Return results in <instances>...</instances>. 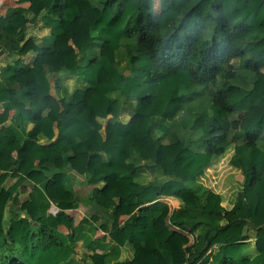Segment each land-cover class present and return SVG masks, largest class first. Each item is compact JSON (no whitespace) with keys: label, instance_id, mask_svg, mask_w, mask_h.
<instances>
[{"label":"trees","instance_id":"obj_1","mask_svg":"<svg viewBox=\"0 0 264 264\" xmlns=\"http://www.w3.org/2000/svg\"><path fill=\"white\" fill-rule=\"evenodd\" d=\"M165 2L159 13L155 0H51L40 18L0 17V55L29 54L21 42L37 22L48 32L37 45H56L85 18L80 54L100 46L95 62L67 74L46 113L39 80L16 88L36 59H16L1 76L0 103L14 92L20 107L0 115V264H264V0ZM251 35L260 38L245 44ZM235 61L256 76L248 87L220 80ZM130 103L132 123L122 119ZM242 114L243 132L229 140ZM111 116L105 133L94 127ZM225 159L226 188L205 186ZM148 163L164 180L148 181ZM71 167L92 188L84 203L94 213L81 220L69 212L83 203ZM28 182L23 217L16 197ZM166 198L179 203L172 213ZM100 214L110 229L98 226Z\"/></svg>","mask_w":264,"mask_h":264},{"label":"crops","instance_id":"obj_2","mask_svg":"<svg viewBox=\"0 0 264 264\" xmlns=\"http://www.w3.org/2000/svg\"><path fill=\"white\" fill-rule=\"evenodd\" d=\"M156 2L158 3V9L156 7ZM51 0H43L41 4H32L30 2H27L26 0H0V17H4L8 15L9 13H22L27 14L32 17L40 18V16L47 13L49 6H50ZM167 7V3L165 0H155V8L160 13ZM85 21V18H82L79 20L78 23L73 24L70 26L69 30L62 35L57 44L54 46H44V45H37L34 37L37 39H42L44 37L48 36V32L46 29H42L41 23L37 22L36 24H31L28 26V34H30V38L27 40H23L21 42L22 46V52H30L27 55L20 56L17 55L16 52L11 51H5L4 54L0 55V80L3 72L7 70L8 67L13 64V62L16 59H19L17 66H28L31 65L33 60L36 59L34 63V67L31 71L24 72L19 74L16 77V82L18 84L17 87L19 88H26V87H34L37 86V81L39 80L40 85H45L48 89H50L48 94H44L42 86H37L36 90V101L38 105L40 106L41 110L46 113L52 105H55L57 103H60V95L58 92L59 89H61V85L65 82H63L67 76V74L76 66V64H79L82 67H87L89 64L95 62L97 53L99 51L100 46L94 45L90 48V50L86 54H80L81 49L87 44L89 41V30H88V24ZM1 35V34H0ZM260 36L258 35H251L244 43L247 44L248 42H254L257 39H259ZM5 48L6 44L3 41ZM6 49V48H5ZM36 51H40L41 54L39 55L36 53ZM1 52V49H0ZM89 53H95V56L92 58L87 59L85 56ZM119 56H117L118 58ZM119 61V60H118ZM126 66L127 62L124 60ZM123 63H121L122 65ZM231 70L228 73L224 74V77H222L220 80L225 81L230 84H239L245 82L242 87H248V77L251 76V78H254L256 76L250 75L249 72L243 71L240 66V61H235L231 63ZM125 68V67H124ZM122 68V69H124ZM34 70L38 72H46V76H42L41 74H34ZM264 73V69L262 70ZM103 78V77H102ZM103 80V79H102ZM8 83V82H7ZM38 83V84H39ZM63 87V86H62ZM90 96V95H89ZM9 104V105H7ZM8 107H7V106ZM193 106V105H192ZM20 105L18 104L15 93L12 92L11 94V100L9 102L0 103V115H2L5 111V109L12 110L11 116L14 114V109L19 108ZM127 110L124 112V115L122 116V119H126L129 123H132L134 119L133 114V106L132 104L127 105ZM258 111V110H257ZM257 111H254V114L257 113ZM24 114L32 118L33 112L29 110L28 108H24L23 110ZM129 114L130 116L126 117L125 115ZM132 115V116H131ZM247 116V115H246ZM246 116L244 114L240 115L234 122V129L240 134L243 132V127L245 125ZM114 123L113 116L110 117L107 123L105 124H95V128L99 130L101 133H105V131L110 127V125ZM8 124V123H7ZM2 127V124L0 123V128ZM32 128V127H31ZM39 128H35L33 132H31V136L34 138L35 134H38ZM149 171L147 174H152L153 177L150 178L148 181H162L163 176L161 175L160 171L157 170L151 163H148ZM69 172L76 178V192L78 197L83 201L82 205L76 210H70V213H73L76 215V213H84L83 216H79L78 219L81 220L84 217L91 215V213H94V210L91 206L89 208L87 204L84 203V201H87L90 192L92 191V188L86 185V175L79 174L76 170H74L72 167L70 168ZM29 181V180H28ZM13 181H11L12 183ZM31 184L28 182V184L25 185L24 188L20 190L16 197V206L18 208H21L23 210L22 216L25 217L26 213L25 210H28V197L29 193L31 191ZM160 202L167 203L170 207L171 213L178 208L179 203L171 198H166L160 200ZM27 208V209H26ZM69 208V207H68ZM60 210V207L58 205H53L50 212L53 214H56ZM101 212V211H99ZM102 213V212H101ZM127 218L123 217L122 221H125ZM109 219L107 216H102L100 214V220L98 221V226L101 228L102 225H108L110 229V222H108ZM60 230L68 234L69 231L66 230L64 227H61ZM172 230L176 231L178 234L186 237L189 240L188 245H192L194 243L193 236L184 232L178 231V229L172 228ZM196 235H199L200 231L196 230ZM104 234L103 232H101ZM84 249L82 247V243H80L79 248L77 249V252L79 254V259H81V254L83 253Z\"/></svg>","mask_w":264,"mask_h":264},{"label":"rangeland","instance_id":"obj_3","mask_svg":"<svg viewBox=\"0 0 264 264\" xmlns=\"http://www.w3.org/2000/svg\"><path fill=\"white\" fill-rule=\"evenodd\" d=\"M156 7L158 9V3L156 2ZM93 56H95V53H89L87 54V56H85V58L87 57V59L89 58H92ZM120 60H121V63H123L120 68H124V60L125 58L124 57H120ZM256 80V79H254ZM245 82L243 81V83H240V86L244 85ZM196 104V103H194ZM195 107H198V105H196ZM201 112H204L205 110L204 109H200ZM236 131L235 130H232L231 132V135H229V140L232 139V136L234 135ZM238 133V131L236 132ZM230 168H229V165H228V160L225 159V160H221L219 163H218V167L216 169H213L211 172H208V176L207 178H205V180L203 181V184L207 187H211L212 189H217L218 191H222V189L226 188L225 184H226V181L228 179V176L227 174L230 173ZM148 176V180H150L151 177H153V175L151 174H147ZM84 213H76V215L74 214V216L76 217V219H78L79 216H83ZM79 220V219H78Z\"/></svg>","mask_w":264,"mask_h":264}]
</instances>
